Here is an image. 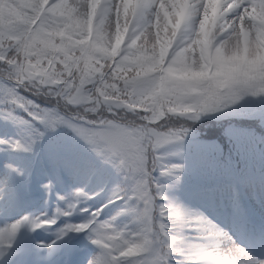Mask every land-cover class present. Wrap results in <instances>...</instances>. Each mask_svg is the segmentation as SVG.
Instances as JSON below:
<instances>
[{
  "label": "clouds",
  "instance_id": "9594fccd",
  "mask_svg": "<svg viewBox=\"0 0 264 264\" xmlns=\"http://www.w3.org/2000/svg\"><path fill=\"white\" fill-rule=\"evenodd\" d=\"M161 2L167 16L161 13L157 23L154 8L131 31L115 14L101 12L94 20L87 0H72L25 31L11 0H4L0 14L14 23L0 34L10 57L0 64V81L67 115L137 130L132 152L145 170L121 171L128 177L125 195L135 196L125 202L138 215H130L124 228L117 213L111 228L85 230L97 249L87 264H264V251L258 256L230 235L207 231L197 219L202 214L164 194L160 199L153 176L179 182L183 173L182 165L156 159L161 149L154 133H177L173 143L180 144L203 118L249 98L264 100V0ZM173 205L188 215L178 218ZM166 207L173 210L164 215ZM42 223L51 227L48 220ZM24 227L36 231L32 224ZM256 239L264 241V230ZM8 243L0 233V251L11 249Z\"/></svg>",
  "mask_w": 264,
  "mask_h": 264
},
{
  "label": "trees",
  "instance_id": "16d2710c",
  "mask_svg": "<svg viewBox=\"0 0 264 264\" xmlns=\"http://www.w3.org/2000/svg\"><path fill=\"white\" fill-rule=\"evenodd\" d=\"M3 2L4 0H0V3ZM16 12L17 9L13 4L12 14L15 16ZM11 86V82L0 81V141L6 142L0 143V166L3 170H8L6 175L3 173L0 185L10 189L4 195L13 198L39 195L43 200L50 199L47 194L42 193L43 181L40 178V174L45 175L49 172L55 177L63 175L70 180L72 187H76L75 192L83 191L90 197L79 201L77 213L100 210L101 214L98 217L100 221L111 219L117 213H121L127 204L123 200L113 202V194L127 186L125 174L116 164L97 155L71 128L59 126L55 131L45 129L37 121L31 120L21 109L3 103L4 88ZM19 95L42 109H52V104L23 89H19ZM5 112H12L15 117L28 121L31 128L8 118L4 115ZM32 129L43 132V135L37 136ZM243 140L249 141L250 149L253 147L248 167L260 171L259 158L264 155V100L249 98L222 113L203 118L191 127V131L177 149L169 150L170 146H168V151H160L159 154L165 163L182 165L183 170L187 171L182 173L181 177L190 179L192 174L185 165V158L190 167L197 168L200 166V158H203L205 153L210 154L215 151V148L210 152L207 150V147L211 146L208 143L221 142L223 156L228 155L229 158L235 159L237 147ZM16 141L23 143L28 150L14 151L9 145ZM250 149L248 148L247 152ZM233 161L238 162L239 165L235 166L230 162L224 169L222 167L213 174L204 186L216 187L221 181L225 186L237 174L235 182H240L243 189L249 187V173L252 169L246 168L247 153L241 162L236 159ZM223 171L228 181L221 180ZM153 176L168 200L186 209L194 210L191 203L184 199V193L190 190L189 188L186 189L180 181L160 177L158 173H154ZM130 219L131 216L128 214L119 215L116 223L124 228L129 225Z\"/></svg>",
  "mask_w": 264,
  "mask_h": 264
},
{
  "label": "snow or ice",
  "instance_id": "6c2138e0",
  "mask_svg": "<svg viewBox=\"0 0 264 264\" xmlns=\"http://www.w3.org/2000/svg\"><path fill=\"white\" fill-rule=\"evenodd\" d=\"M15 5L17 12L15 18L19 21L25 31H34L36 27L45 19H50V15L55 12L56 9L60 8L62 5L71 6L72 0H11ZM89 3V11L91 12L93 19L95 16L101 12L105 14H115L119 19L123 20L128 24L129 31H131L132 23L136 22L138 18L147 16L152 12V9L159 8L158 11L154 13L155 20L159 22L160 14L163 13L165 16L168 15L164 11V4L161 0H87ZM93 5H96L95 7ZM183 13L180 14L181 19L178 23L182 22ZM14 21L0 16V34H3L8 30ZM8 41L4 42V45H7ZM9 49L6 46H0V56H3L4 59L0 60V64L7 62L10 57L8 56ZM19 81H17L18 83ZM4 97L3 103L14 106L24 111L31 120L37 121L39 124L43 125L45 129L55 131L59 126H66L71 128L73 132L76 133L81 139L88 143L92 150L99 156L105 158L108 162L116 164L120 170H132L134 172L144 171V167L141 165V162L135 157L132 152V143L137 135V130L128 128L124 125L117 123L116 121H96V120H87L80 117L78 114L67 115L61 112L59 109H42L39 106L31 103L23 96L19 95V89L14 85L11 87L4 88ZM8 118L15 120L20 125H26L28 128H31V125L28 121L15 117L12 112H5ZM37 136H42L43 132H38L35 129H32ZM155 135L160 136V139L156 145L157 148L163 149L166 146L172 144L174 139L177 137V133H154ZM0 143H6L0 141ZM14 151H27L26 147L20 141H16L9 145ZM157 160H161V156L156 157ZM171 170L161 172V176L170 175ZM127 181L128 177L125 176ZM157 190L160 192V199H164L163 189L157 184ZM147 195V193H145ZM114 200H123L128 201L130 199H135V196H127L124 193V190L118 189L114 194ZM86 193L83 191H77L74 193V202L68 203L66 209L61 210L57 209L56 217H67L73 215L78 210V204L81 199H89ZM127 204V203H126ZM175 214L178 218H183L188 215V213L180 208L173 205ZM173 209L162 208L161 213L167 215ZM101 211L91 213L90 218L86 223L77 225V224H66L63 228L59 229L57 233V240H62L69 233H82L85 230L92 231L93 229H108L112 227L113 222L116 220V217H113L112 221H106L101 224L98 220ZM138 215V209L129 207L127 204L126 208L120 213V215ZM198 221L202 223L207 231L215 232L218 236L229 235L220 229L216 224L212 223L210 220L205 219L203 216L197 217ZM48 220L51 223V226L56 225L57 219L54 218H40L35 219L24 217L22 220L17 221L16 223L11 224L6 228L0 229V233L7 234V240L9 241L8 247L13 246V242L18 234V232L26 225L32 224L33 227L37 229L48 227V225L43 224L42 222ZM40 223H37V222ZM55 243V241L53 242ZM93 243L102 245L100 240H94ZM259 246L264 249V241L259 242ZM47 247H52V245H47ZM141 249L139 247L135 248V252H139ZM6 255L5 252L0 251V260ZM94 264H103L101 259H98Z\"/></svg>",
  "mask_w": 264,
  "mask_h": 264
},
{
  "label": "rangeland",
  "instance_id": "374dc122",
  "mask_svg": "<svg viewBox=\"0 0 264 264\" xmlns=\"http://www.w3.org/2000/svg\"><path fill=\"white\" fill-rule=\"evenodd\" d=\"M5 173H8V170L5 171ZM19 205V204H18ZM20 206V205H19ZM23 207V206H20ZM259 210V209H258ZM8 211H14L13 208L8 207L7 205V201L4 198H0V213H3L2 217H0V229L2 228H6L8 226H10L13 223H16L17 221L22 220L25 216L22 215L20 217H16V218H12V219H6L3 220L7 217L8 214H6V212ZM31 213V218L35 219L37 217L40 218H44V217H48L50 218L49 215L47 214H43V211L40 209H34V213ZM12 215V214H10ZM223 215H226V213H224ZM236 216L238 217L239 221H235V220H229L227 221L228 224H230L234 229H236V225L241 224V221L243 219V215H242V209L239 211V213L236 214ZM259 216L261 217L262 225L259 226V232L261 230H264V208H263V212L259 211ZM205 217L208 219V216L205 215ZM68 221H62L61 223L58 224L57 228L51 230V235L49 237H47L46 241H44V245H45V252L47 254H49L50 259L47 262H52L53 259H56L58 254L63 251L64 249V244L61 240H57V229H61L63 228L66 223ZM28 231H30L27 228ZM230 228L225 229L224 231L229 233ZM46 232V231H45ZM78 234V233H76ZM17 238H18V249H22L25 248L27 244H31V240L28 236V233H26L24 230H20L17 237L15 238L14 242H13V246L11 249H7L6 250V255L3 257L2 260H0V264H25V261H30L32 259H34L35 254L38 253V251H36V253L31 254L29 251H25L24 253H22L21 255L18 254V250H17ZM55 241V243H53ZM68 243V242H67ZM47 245H52V247H47ZM87 240L79 242V244L77 245L78 249H84L87 248ZM93 249L91 250L90 254L91 256L93 255ZM72 257V256H71ZM41 261V260H39ZM42 262V261H41ZM46 263V262H45Z\"/></svg>",
  "mask_w": 264,
  "mask_h": 264
}]
</instances>
